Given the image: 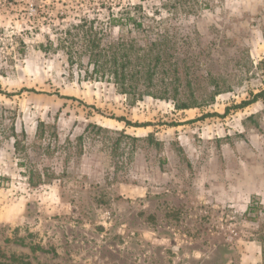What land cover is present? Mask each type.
<instances>
[{
    "label": "rangeland",
    "instance_id": "obj_1",
    "mask_svg": "<svg viewBox=\"0 0 264 264\" xmlns=\"http://www.w3.org/2000/svg\"><path fill=\"white\" fill-rule=\"evenodd\" d=\"M0 262L264 264V0H0Z\"/></svg>",
    "mask_w": 264,
    "mask_h": 264
},
{
    "label": "trees",
    "instance_id": "obj_2",
    "mask_svg": "<svg viewBox=\"0 0 264 264\" xmlns=\"http://www.w3.org/2000/svg\"><path fill=\"white\" fill-rule=\"evenodd\" d=\"M129 20V19H128ZM118 24H123V22L118 21ZM86 23H79L74 27L76 30V37L79 40H82L85 43V46L88 51V67L85 69V76H91L95 75L99 78H106L109 80H112L115 85L117 86V89L119 92L123 94H132L136 91L137 87L134 85V80H136V75L138 73H142L146 77V80L150 83L152 80V73L154 71V65H152L153 60L151 58H148V61L145 63L143 67V71L140 70H134L128 71V68L133 67L132 62L129 59V56L127 59H123L120 56L118 51V46L111 45L107 48V50L98 49L99 48V40H97L95 35L88 34L91 32L90 30H85ZM134 26H140V23H135ZM81 31V32H80ZM63 33H69V29H67ZM61 41L68 40V38L60 37ZM59 38V39H60ZM82 42V43H83ZM49 45H51V41H48ZM72 41L69 42L71 44ZM68 58L71 60L72 55L69 53V50H67ZM132 54V53H131ZM155 61H157V58H155ZM128 64V65H127ZM132 70V69H131ZM145 80V79H144ZM149 86V84H147ZM138 93L141 95H151L156 96V93L152 90L151 87H144L143 89H137ZM178 109L183 108H189L191 106H194L193 103H181L178 105H175ZM16 144V143H15ZM0 264H4L0 262Z\"/></svg>",
    "mask_w": 264,
    "mask_h": 264
}]
</instances>
